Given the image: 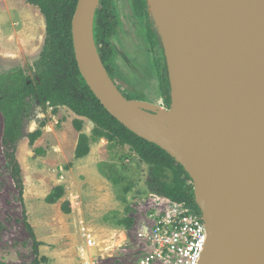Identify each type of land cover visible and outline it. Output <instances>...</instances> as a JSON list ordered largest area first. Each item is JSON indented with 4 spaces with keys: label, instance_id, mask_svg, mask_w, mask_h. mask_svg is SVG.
Wrapping results in <instances>:
<instances>
[{
    "label": "rangeland",
    "instance_id": "rangeland-1",
    "mask_svg": "<svg viewBox=\"0 0 264 264\" xmlns=\"http://www.w3.org/2000/svg\"><path fill=\"white\" fill-rule=\"evenodd\" d=\"M112 5L118 22L111 38L114 82L131 100L166 107L157 71L161 62L157 59L156 69L145 20L135 14L132 0H112ZM45 37V17L36 5L0 0V73L21 67L34 77L29 67L39 58ZM75 118L83 119L82 132L91 135L93 123L67 107H59L56 113L51 107L37 108L26 130L41 128L43 134L34 146L25 137L17 148L25 184L23 205L4 155L0 112V264H32L35 259L24 210L43 243L41 264H138L142 245L137 224L150 209L142 203L149 192V166L128 146L104 138L91 143L88 155L76 158L80 132L73 126ZM128 184L132 187L125 194L122 189ZM57 185L65 187V195L50 203L46 197ZM64 201L72 204L70 213L62 210ZM124 216L133 219L131 227L120 224ZM85 232L96 245L87 247L83 258L79 247L84 245Z\"/></svg>",
    "mask_w": 264,
    "mask_h": 264
},
{
    "label": "water",
    "instance_id": "water-1",
    "mask_svg": "<svg viewBox=\"0 0 264 264\" xmlns=\"http://www.w3.org/2000/svg\"><path fill=\"white\" fill-rule=\"evenodd\" d=\"M100 1L78 0L72 19L87 84L116 119L167 151L192 178L208 231L200 264H264V0H210L198 35L208 36L198 58L202 71L189 82L193 124L184 131L142 116L158 105L119 90L95 41ZM150 10L165 50L172 105L178 48L166 43Z\"/></svg>",
    "mask_w": 264,
    "mask_h": 264
},
{
    "label": "trees",
    "instance_id": "trees-1",
    "mask_svg": "<svg viewBox=\"0 0 264 264\" xmlns=\"http://www.w3.org/2000/svg\"><path fill=\"white\" fill-rule=\"evenodd\" d=\"M27 2L40 9L46 22L43 49L39 58L29 67L34 72V77L21 67H13L0 73V112L4 118L2 143L20 202L24 205L25 184L23 169L17 157L18 142L27 137L29 144L34 146L37 139L42 136L41 128L34 131L26 130L38 107L44 111L51 107L53 113H56L58 108L63 106L78 117L89 119L94 125L92 134L89 135L82 132L83 119L73 120L74 128L80 132L75 149L76 158L88 155L91 143L103 138L109 143L128 146L141 162L149 166L147 191L185 202L200 213L195 201L193 180L184 167L160 146L138 136L116 119L87 84L79 68L72 35V19L78 0H27ZM133 5L138 16L146 20L147 38L153 50L155 64L161 62V70L158 68L160 87L166 107L169 108L172 100L161 36L148 0H133ZM112 9V0L100 1L95 16L94 35L101 59L114 79L112 63L114 47L111 38L116 32L118 22ZM44 125L42 122L41 126ZM131 187L132 184H128L122 191L126 194ZM64 195L65 187L57 185L46 200L55 203ZM62 210L70 213L72 204L64 201ZM23 214L26 228L33 240L35 259L32 264H41L45 260V257L40 255V246L43 243L37 239L33 226L27 221L25 210ZM120 224L129 228L133 224V219L124 216Z\"/></svg>",
    "mask_w": 264,
    "mask_h": 264
},
{
    "label": "built area",
    "instance_id": "built-area-1",
    "mask_svg": "<svg viewBox=\"0 0 264 264\" xmlns=\"http://www.w3.org/2000/svg\"><path fill=\"white\" fill-rule=\"evenodd\" d=\"M143 202L150 209L137 224V238L142 245L138 264H200L208 241L201 212L155 192H148ZM82 236L84 245L79 252L84 258L86 248L96 242L87 232Z\"/></svg>",
    "mask_w": 264,
    "mask_h": 264
},
{
    "label": "bare ground",
    "instance_id": "bare-ground-1",
    "mask_svg": "<svg viewBox=\"0 0 264 264\" xmlns=\"http://www.w3.org/2000/svg\"><path fill=\"white\" fill-rule=\"evenodd\" d=\"M150 6L166 43L177 46L176 63L179 86L170 108L157 106V112L140 111L147 119L167 127L186 130L192 127V98L189 82L201 73L198 58L208 47L207 37L198 40L202 19L208 14L210 0H149Z\"/></svg>",
    "mask_w": 264,
    "mask_h": 264
},
{
    "label": "flooded vegetation",
    "instance_id": "flooded-vegetation-1",
    "mask_svg": "<svg viewBox=\"0 0 264 264\" xmlns=\"http://www.w3.org/2000/svg\"><path fill=\"white\" fill-rule=\"evenodd\" d=\"M132 5H133V0H132ZM133 9H134V5H133ZM134 11H135V9H134ZM135 14L138 16V14L136 13V11H135ZM140 17V16H139ZM141 18H143V17H141ZM144 19V18H143ZM145 20V19H144ZM118 27V26H117ZM145 28H146V20H145ZM146 38H147V28H146ZM147 40H148V38H147ZM149 43V42H148ZM150 45V44H149ZM114 47V46H113ZM150 50H151V53H152V55H153V50H152V47H151V45H150ZM153 61H154V64H155V60H154V56H153ZM155 67H156V64H155ZM156 69H157V67H156ZM157 71H158V69H157ZM168 71V70H167ZM169 79V78H168ZM116 82V81H115ZM117 84V83H116ZM163 94V93H162ZM163 99H164V97H163ZM165 100V99H164ZM166 102V101H165Z\"/></svg>",
    "mask_w": 264,
    "mask_h": 264
},
{
    "label": "crops",
    "instance_id": "crops-1",
    "mask_svg": "<svg viewBox=\"0 0 264 264\" xmlns=\"http://www.w3.org/2000/svg\"><path fill=\"white\" fill-rule=\"evenodd\" d=\"M82 118H84V117H82ZM86 119V118H85Z\"/></svg>",
    "mask_w": 264,
    "mask_h": 264
}]
</instances>
